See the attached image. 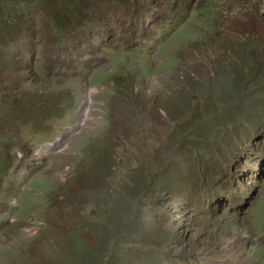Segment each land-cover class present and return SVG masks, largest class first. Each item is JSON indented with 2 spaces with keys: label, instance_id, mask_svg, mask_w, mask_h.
I'll return each instance as SVG.
<instances>
[{
  "label": "rangeland",
  "instance_id": "374dc122",
  "mask_svg": "<svg viewBox=\"0 0 264 264\" xmlns=\"http://www.w3.org/2000/svg\"><path fill=\"white\" fill-rule=\"evenodd\" d=\"M200 1L187 17L181 2L163 14L132 0H0V264L139 263L118 256L91 223L113 216L118 230L126 221L143 223L144 236L153 232V218L143 215L152 211L137 206L149 197L129 198L141 191L133 187L123 199V179L135 183L203 141L228 138L218 126L235 102L232 73L243 79L252 69L230 71L233 57L221 42L186 49L188 39L213 32V12ZM255 142L264 154V137ZM110 187L116 191L106 197ZM256 191L245 198L251 204ZM260 198L241 216L242 243L257 242L250 257L225 243V254L180 264H264ZM136 241L143 264H158L145 238Z\"/></svg>",
  "mask_w": 264,
  "mask_h": 264
},
{
  "label": "trees",
  "instance_id": "16d2710c",
  "mask_svg": "<svg viewBox=\"0 0 264 264\" xmlns=\"http://www.w3.org/2000/svg\"><path fill=\"white\" fill-rule=\"evenodd\" d=\"M127 1L123 0L122 4ZM193 1L132 0V3L133 7L138 6V10L164 14L169 9L176 10L181 2V12L188 17L197 9ZM200 2L202 9L213 12V32L206 35L202 31L203 36L188 39L186 44L189 46L186 49L191 46L189 52L192 53L194 48L201 52L200 43L203 42L204 46L210 48L212 46L208 44L221 42L225 53L233 57L230 71L252 69L246 72L248 77L244 76L243 79L237 72L232 73L229 88L235 102L227 108L223 121L218 126L228 138L221 139L217 144L203 141L184 158H175L171 162L169 159L164 164L166 170L150 171L140 176L135 183L131 175H127L128 179H123L125 183L118 191L123 199L130 196L133 187H141V191L129 198L141 200L149 197L147 202L141 200L137 206L152 211L151 214L143 215H151L153 218L150 223L155 228L153 232L144 236L143 223H138L135 227L129 226L126 221L120 224L122 227L118 230L116 222L109 219L113 216H109L108 220L96 217L91 223L90 227H98V233L109 237L107 242L111 250L120 257L131 256L132 262L139 261L138 264H143L146 254L136 241L138 238H145L144 246L152 254L151 261L158 264L190 263L192 257H209L211 252L225 254L222 247L225 243V248L235 247L240 252H248V257L257 247V242L249 246L246 242L242 243L247 232L241 216L247 214L249 206L254 209L261 203L260 197L264 193V186H261L264 182V154L255 145L257 137H264V34L259 31L258 23L255 22L260 9L264 8V0ZM193 24L195 23L190 22L189 26ZM262 29L264 23L261 25ZM214 70H219V67ZM208 79L207 82L211 81L212 84L215 81L214 76ZM218 98L221 99L220 94ZM239 140L241 143L235 146L234 141ZM258 160V168L254 171ZM146 187L149 196L143 192ZM254 188L257 191L251 204L245 198L251 195ZM112 189L115 190L112 187L106 189V197L113 196ZM125 203L129 202L125 200ZM124 214L123 210L121 215ZM124 217L127 219L126 215ZM141 218L142 216H138L139 221ZM262 230L258 227L254 233L263 234ZM111 250L107 251L108 254H111ZM129 251L132 253L127 254ZM100 252L104 259L107 253L103 249ZM262 259L264 256H261Z\"/></svg>",
  "mask_w": 264,
  "mask_h": 264
},
{
  "label": "bare ground",
  "instance_id": "6f19581e",
  "mask_svg": "<svg viewBox=\"0 0 264 264\" xmlns=\"http://www.w3.org/2000/svg\"><path fill=\"white\" fill-rule=\"evenodd\" d=\"M83 115H84V113H83ZM220 220V219H219Z\"/></svg>",
  "mask_w": 264,
  "mask_h": 264
}]
</instances>
